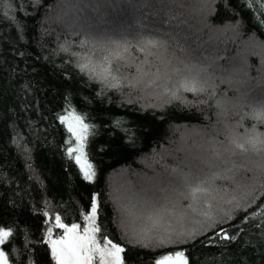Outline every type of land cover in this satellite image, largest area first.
<instances>
[{
  "label": "trees",
  "instance_id": "1",
  "mask_svg": "<svg viewBox=\"0 0 264 264\" xmlns=\"http://www.w3.org/2000/svg\"><path fill=\"white\" fill-rule=\"evenodd\" d=\"M72 112L91 182L67 154ZM262 112L264 0H0L9 264H56L55 216L83 229L95 198L124 264H264Z\"/></svg>",
  "mask_w": 264,
  "mask_h": 264
},
{
  "label": "snow or ice",
  "instance_id": "2",
  "mask_svg": "<svg viewBox=\"0 0 264 264\" xmlns=\"http://www.w3.org/2000/svg\"><path fill=\"white\" fill-rule=\"evenodd\" d=\"M189 90L196 91L195 87ZM260 115L261 118H264V112ZM60 120L61 123L67 125L68 132L72 134L76 141L74 147L68 148V156L75 160L83 173V178L90 182L93 181L96 173L85 151L90 125L84 123L83 117L76 115L74 112L61 116ZM248 143L253 150L264 151V140L257 141L255 138H251ZM258 143L261 147L257 146ZM69 144H71V140ZM237 147L244 151L247 150L244 144H238ZM73 153H76V155H73ZM205 191L206 189L197 185L192 188L191 194L195 198L197 194ZM96 213L97 204L94 202L91 205L90 214L83 217L88 223L82 231L79 224L68 226L61 222L59 215L55 216V227L64 230L63 234L56 239L52 238L51 227L47 233V243L51 249V257L56 264H96L97 261L99 264H124L121 255L124 252L122 247L113 244L111 240H105L102 246L97 239V233L100 232V228L95 224ZM12 235L13 233L10 229L5 230L0 227V245H4ZM222 238L225 240L235 239L234 236L229 237L226 232L222 235ZM0 264H9L8 256L2 249H0ZM155 264H189V261L185 253L179 251L161 256L156 260Z\"/></svg>",
  "mask_w": 264,
  "mask_h": 264
},
{
  "label": "rangeland",
  "instance_id": "3",
  "mask_svg": "<svg viewBox=\"0 0 264 264\" xmlns=\"http://www.w3.org/2000/svg\"><path fill=\"white\" fill-rule=\"evenodd\" d=\"M115 31V30H114ZM117 32L115 31V33H113V32H111V33H108V34H105L104 35V37H110V36H112V35H114V36H116L115 34H116ZM73 137V136H72ZM76 145V141H75V138L73 137V144L72 145H70V147H74ZM73 155H76V153H73ZM94 202L97 204V210H98V202H97V199L95 198V200H94ZM90 214V213H89ZM62 222V221H61ZM87 221H85L84 220V227L87 225ZM95 224L97 225V213H96V221H95ZM57 228V227H56ZM58 229V231H57V234L55 233V231H56V229H55V231L54 232H52V238L53 239H56V238H58L60 235H62L63 234V229H61V228H57ZM83 229H81V231H82ZM47 239H48V236H47ZM97 239L99 240V236H98V233H97ZM102 246H103V244H101ZM1 246L2 245H0V249H1ZM96 264H99V262L97 261L96 262Z\"/></svg>",
  "mask_w": 264,
  "mask_h": 264
},
{
  "label": "bare ground",
  "instance_id": "4",
  "mask_svg": "<svg viewBox=\"0 0 264 264\" xmlns=\"http://www.w3.org/2000/svg\"><path fill=\"white\" fill-rule=\"evenodd\" d=\"M63 223V222H62Z\"/></svg>",
  "mask_w": 264,
  "mask_h": 264
}]
</instances>
